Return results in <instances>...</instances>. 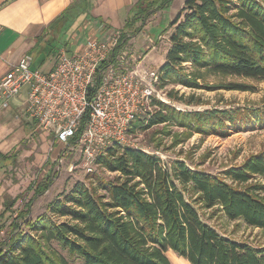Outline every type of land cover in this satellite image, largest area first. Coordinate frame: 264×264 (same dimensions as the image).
Listing matches in <instances>:
<instances>
[{"label":"trees","instance_id":"trees-1","mask_svg":"<svg viewBox=\"0 0 264 264\" xmlns=\"http://www.w3.org/2000/svg\"><path fill=\"white\" fill-rule=\"evenodd\" d=\"M11 1L2 0L0 8ZM172 1L137 0L121 28L118 48ZM88 6V0L72 1L48 24L29 50L32 64L38 61L41 65L54 54L53 45L63 37V48L68 51L66 47L72 46V53L84 42L81 37L99 36L83 28ZM96 20L99 32L108 28L101 19ZM170 29L158 83L198 87L205 74L264 81V3L260 0H185L162 32ZM223 86L248 90L239 83ZM151 106L153 109L144 108L137 114L129 134L170 122L187 133L223 134L229 125H244L252 118L261 122L264 115V108L247 107L180 111L154 97ZM35 128L38 130L37 125ZM95 163L120 177L109 180L92 173L96 186L76 182L69 192L48 203L50 214L66 217L65 221L40 215L29 223L30 229L46 230L40 238L57 240L71 256L80 257L82 264H172L166 255L169 250L189 264H264V246L219 234L184 195L189 188L203 207H216L231 220L241 219L248 226L264 229V150L248 155L220 175L189 168L182 161L168 169L157 155L117 145L97 155ZM51 183L50 176L34 187L30 183L26 189H33V196L14 218L24 220L33 199ZM17 200L18 196L5 199L0 217L13 211ZM13 222L10 226L14 225L16 234L0 243V264H69L32 235L18 234L19 225Z\"/></svg>","mask_w":264,"mask_h":264},{"label":"rangeland","instance_id":"rangeland-1","mask_svg":"<svg viewBox=\"0 0 264 264\" xmlns=\"http://www.w3.org/2000/svg\"><path fill=\"white\" fill-rule=\"evenodd\" d=\"M260 1L264 3V0ZM184 2L185 0H173L168 8L156 12V16L147 21L145 26L148 29L145 34L133 37L135 40L132 44L128 41L124 45L126 49L134 53V64L138 60L141 61L138 58L143 57L145 47H154L149 52L152 64L144 63V65L146 67L148 65L149 69L159 70L158 63L164 61L171 29L167 32L162 31L174 19ZM106 38V35L102 37L103 40ZM85 39L81 37L80 41ZM65 41L64 37L59 42L57 41L53 45L56 52L51 54L41 65L38 61L34 62L32 68H37L41 72H48L52 69L59 50L65 49L63 48ZM66 48L68 49V51L65 49L67 54H70L73 47L67 46ZM185 67L191 71L190 65L187 64ZM198 83H200L198 87H188L172 82L157 83L154 87L153 97L180 111L234 109L237 107L264 108V81L205 74L202 79L198 80ZM227 83H239L245 85L248 90H227L223 86ZM21 95L23 100L26 96L25 88L22 89ZM151 109H153L152 106L147 110ZM21 117L29 125V137H26L18 149L12 152L11 157L15 160L8 166L2 165L4 171L1 184L5 188L1 196L4 199L18 196V200L13 206V211L0 217V243L9 242L10 236L16 234L13 233L14 225L10 226L12 221H15L13 223L19 225V229L16 231L18 234L22 232L32 235L36 240L44 243L45 248L49 251H54L64 257L69 264H82L80 257L71 256L57 240L40 238V235L46 230L43 231L41 227L30 229L29 223L40 215L49 216L55 222L65 221L66 217L50 214L48 203L52 199L69 192L76 182H82L87 186L90 184L96 186L92 173L109 180L120 177V174L108 171L96 163L88 172L82 164V156L79 151L70 150L64 145L54 143L52 135H44L45 133L39 129L35 130L36 124L25 112H22ZM191 132L187 133L184 128L170 122L159 123L145 130L136 129L129 134V137L134 149L157 155L168 169H171L176 161H182L189 168L212 175H220L228 167L240 164L248 155L264 150V115L261 122L252 118L251 122L244 125H229L223 134L200 133L195 130ZM55 146L58 147L56 151H54ZM61 151H64L63 155H61ZM51 157L54 160L51 161ZM46 176L52 177V183L48 190L33 199L24 220L15 219V213L24 209L27 201L33 196V189H26L28 185L31 183L34 187L35 184L42 183ZM97 192L103 193L100 189H97ZM184 195L197 209L201 219L219 234L233 240L247 242L252 246H264V229L248 226L241 219L231 220L216 207H203L202 204L194 200L195 194L189 188ZM2 211L3 206L0 202V213ZM166 255L172 264H189L170 250L166 252Z\"/></svg>","mask_w":264,"mask_h":264},{"label":"built area","instance_id":"built-area-1","mask_svg":"<svg viewBox=\"0 0 264 264\" xmlns=\"http://www.w3.org/2000/svg\"><path fill=\"white\" fill-rule=\"evenodd\" d=\"M101 35L86 37L70 54L60 49L48 72L32 68L24 55L0 79L3 105L25 88L24 112L54 143L79 151L88 172L107 147L133 148L128 127L149 108L158 83V71L134 64V53L118 48L121 29Z\"/></svg>","mask_w":264,"mask_h":264},{"label":"crops","instance_id":"crops-1","mask_svg":"<svg viewBox=\"0 0 264 264\" xmlns=\"http://www.w3.org/2000/svg\"><path fill=\"white\" fill-rule=\"evenodd\" d=\"M72 1L79 3L81 0H13L0 8V79L10 66L22 56L30 55L29 50L33 47L37 36ZM136 1L88 0V18L85 24L91 31H96L100 36L103 32H99L97 29L96 19H101L106 24L107 31L121 29L129 15L131 6ZM155 16L156 14L151 18ZM146 27L136 37L145 34L148 29ZM135 38L129 42L132 44ZM145 48L143 57L140 58V65L152 64L151 59H149V52L154 47ZM162 63L159 62L158 65ZM148 65L147 67L144 65V67L148 68ZM21 100V94L12 96L6 100V105H3L5 100L0 97V202L2 205L6 199L1 196L5 188L1 184L4 171L2 165L8 166L15 160L11 157L12 152H15L20 143L29 137V125L21 117L22 112H24V99ZM35 130L37 129L35 128ZM57 148L55 146L54 151ZM52 159L51 157L50 160L52 161Z\"/></svg>","mask_w":264,"mask_h":264},{"label":"bare ground","instance_id":"bare-ground-1","mask_svg":"<svg viewBox=\"0 0 264 264\" xmlns=\"http://www.w3.org/2000/svg\"><path fill=\"white\" fill-rule=\"evenodd\" d=\"M177 258V257H176Z\"/></svg>","mask_w":264,"mask_h":264}]
</instances>
